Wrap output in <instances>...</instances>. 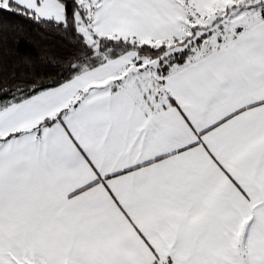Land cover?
<instances>
[{
	"label": "snow or ice",
	"instance_id": "snow-or-ice-1",
	"mask_svg": "<svg viewBox=\"0 0 264 264\" xmlns=\"http://www.w3.org/2000/svg\"><path fill=\"white\" fill-rule=\"evenodd\" d=\"M0 264H264V0H0Z\"/></svg>",
	"mask_w": 264,
	"mask_h": 264
}]
</instances>
